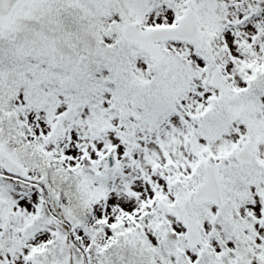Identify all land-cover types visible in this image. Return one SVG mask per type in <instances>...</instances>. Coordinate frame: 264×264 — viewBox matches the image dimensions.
I'll return each mask as SVG.
<instances>
[{"label":"snow or ice","instance_id":"1","mask_svg":"<svg viewBox=\"0 0 264 264\" xmlns=\"http://www.w3.org/2000/svg\"><path fill=\"white\" fill-rule=\"evenodd\" d=\"M0 264H264V0H0Z\"/></svg>","mask_w":264,"mask_h":264}]
</instances>
